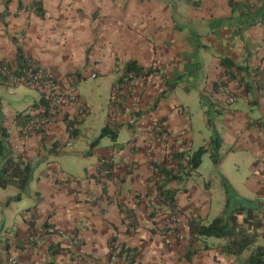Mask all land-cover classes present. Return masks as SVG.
I'll use <instances>...</instances> for the list:
<instances>
[{"label": "crops", "instance_id": "1", "mask_svg": "<svg viewBox=\"0 0 264 264\" xmlns=\"http://www.w3.org/2000/svg\"><path fill=\"white\" fill-rule=\"evenodd\" d=\"M196 1L192 5L185 0H0V65L17 68L20 47L31 62L59 79L82 82L93 74L102 75L100 96L108 104L104 128L117 132V139L111 138L109 144L102 145L100 137L92 147L87 142L84 149L67 154L74 139L87 133L86 124L94 108L90 96L78 89L89 109L83 120L77 106L68 107L46 129L28 135L23 127L27 116L37 117L43 111L41 96L22 86L9 93H21L19 98L7 100L3 90L10 91L0 77V154L3 146L4 157L46 166L43 175L34 176L27 187L24 202L21 197L24 205L16 211V221L10 217L7 235L1 232L0 262L15 254L18 264H102L110 243L117 241L136 250L134 264L233 263L234 259L218 247L225 240L213 238L207 240L212 249L203 251L197 244L200 253L186 259L189 222H211L210 184L201 173L210 152L187 180L169 183L168 188L177 191V212H169L153 192L152 162L163 163L165 152L209 148L211 138H205L209 119L223 114L220 123L228 126L224 129L225 142L231 151L250 149L259 158L252 165V174L256 193L264 199V26L242 34L227 24L214 30L212 22L231 16L229 0ZM37 2L42 5L44 18L36 14ZM199 43L203 47H198ZM225 56L260 73L250 77L249 89L232 85L233 104L221 90L226 73L220 57ZM131 61L158 72L145 86L132 90L123 115L112 123V91ZM184 73L186 81L153 111L165 89L163 76L172 79ZM178 88L188 95L196 92L200 99L202 116L196 120V127L190 105L177 95ZM240 100L244 103L238 104ZM156 122L164 124L166 137L155 138ZM69 123L74 124L72 129ZM200 123L202 128L198 129ZM124 128L130 138L121 143ZM65 154L76 160V169H65L58 162L57 158ZM103 159L111 162L114 173V179L106 182L99 181ZM221 162L216 168H221ZM122 207L134 214H126ZM257 207L264 214V200ZM12 209L6 205V198L0 199L5 218ZM171 214L179 221L175 228ZM76 239L83 255L76 254ZM129 262V258L119 257L118 264Z\"/></svg>", "mask_w": 264, "mask_h": 264}, {"label": "trees", "instance_id": "2", "mask_svg": "<svg viewBox=\"0 0 264 264\" xmlns=\"http://www.w3.org/2000/svg\"><path fill=\"white\" fill-rule=\"evenodd\" d=\"M36 14L44 18V11L40 2L35 5ZM229 6L231 9V16L224 20L214 21L211 24V28L218 31V28L224 25H231L236 27L237 34H242L252 27L259 25L264 26V0H260L258 3L252 0L236 1L229 0ZM198 47H203L199 43ZM17 68H13L10 65H0V69L4 66L21 72L28 68L31 63L30 58L26 57L22 48L17 49L16 54ZM220 65L225 70L226 76L232 79H238L241 86L250 88V77H256L260 73L258 70H250L247 67L236 64L230 57H220ZM158 72L157 69L144 68L136 61L127 63L122 69V75L118 83L124 81V77L128 73H135L136 76H141L146 79V82L150 80L152 75ZM190 72H188L189 74ZM186 74H177L174 78L164 77L165 89L158 96L152 110H156L159 103L169 93L174 91L181 83L186 81ZM1 79L2 76L0 74ZM82 80V79H81ZM3 81L6 84L5 79ZM80 81V80H78ZM216 85V89H217ZM43 107V111L37 117L27 116L28 122L33 119L41 118L48 115V111L45 108L48 106L43 100L40 102ZM74 124H68V128L72 129ZM167 133V131L165 130ZM104 136H110L114 141L117 139V132L110 127L103 129L101 138ZM221 148V139L216 133L213 134L211 144L209 148H200L195 152L186 150L179 153H173L174 167H167V159H164L162 165L159 166V175L164 176L165 179L162 184L157 183L159 193L160 204L166 207L169 212H177L178 205L176 203L177 191L168 188L169 183L173 181L187 180L202 164V160L205 154L211 153V157L215 165L220 163L218 151ZM2 162L0 163V187L7 188L8 186H15L21 191H26L27 187L33 178L34 165L26 163L20 158L4 157V147L1 148ZM105 167L112 168V164H106ZM102 176L99 177V181H102ZM126 214H134L131 210L121 208ZM174 215V214H172ZM176 216V215H174ZM190 229V245L187 250L186 259L191 260L194 256H197L201 250L207 251L212 249L207 243L208 239H220L225 240V243L219 245L221 252L226 256L232 257V264H264V214L261 210L255 209V207H248L244 204L231 206V199H229L226 210L211 222L204 224L202 220H194L189 222ZM197 244H201L202 249L196 248ZM56 252H59L57 250ZM121 257L130 259V264H134L137 252L134 249L121 247ZM53 264V263H50Z\"/></svg>", "mask_w": 264, "mask_h": 264}, {"label": "rangeland", "instance_id": "3", "mask_svg": "<svg viewBox=\"0 0 264 264\" xmlns=\"http://www.w3.org/2000/svg\"><path fill=\"white\" fill-rule=\"evenodd\" d=\"M185 1L192 5H195L197 3L196 0ZM103 82L104 77L102 75H99L95 79L89 77L85 81L76 83L81 93L90 96L94 108L92 112L91 121L89 118L86 124V127L88 129L87 133H85L83 136L74 139V142L72 143L73 146L71 148L67 147L68 149H66L67 154L70 151L73 152L74 150L84 149L87 146V142L89 143L88 147H92V144L101 137L103 128L105 126V120L107 118L108 110V104L106 100L100 96L101 92L99 91V85ZM9 93L10 92L3 90V94L6 97L5 99L7 100H12L16 97L19 98L21 94L19 93L17 96H14ZM102 94L104 96L103 90ZM177 95L180 99L186 100L190 105V114L193 120L195 119V125L196 120L200 119V117L202 116L200 99L197 93L195 92L188 95L187 93H184L181 88H178ZM243 103L244 102L242 100L238 102V104ZM222 119H224L223 114H220L217 119L214 118V115H212L209 119L210 125L207 128L205 136V138L209 140L210 138L212 139L213 134L216 133L221 139V148L218 151L220 161H222L220 164L221 168H216L212 157L208 156L205 157V161L201 168V173L205 176L207 182L210 184L208 195L211 197V221L216 217L220 216L226 210L229 199H231L232 207H236V205L238 206L241 204H244L248 207H257L259 205L261 206L264 200L260 198L258 193H256V182L253 179L254 176L252 174V165L259 158H257L255 156V153H252L250 149H239L235 152L231 151V146H228L227 142H225L224 129L227 130L228 126H225L223 124V121L221 125L220 121ZM197 128L201 129L202 124L200 123ZM81 131H84V127L81 128ZM129 138V131L124 128L120 133L121 143ZM110 142V136H104L101 139L102 145H105V143L109 144ZM67 154L58 157V162H60V164L65 169H76L78 167L76 160L68 156ZM44 171H46V166L40 165L39 163L34 165L33 178L34 176L40 174V172H42L43 175ZM24 194L25 191H18V189L15 187H0V199L6 198V205L13 208L12 212L6 213L7 218L3 216L4 212L0 211V235L1 232L3 233L2 235H7V230L10 229V225L12 223V221L10 220L11 216L13 217V220L16 221V211L24 205V203L20 202L21 197L23 198V202L26 200V196ZM174 215L171 214L169 218ZM176 219L178 224L179 221L177 216ZM5 225L6 227L4 228Z\"/></svg>", "mask_w": 264, "mask_h": 264}, {"label": "built area", "instance_id": "4", "mask_svg": "<svg viewBox=\"0 0 264 264\" xmlns=\"http://www.w3.org/2000/svg\"><path fill=\"white\" fill-rule=\"evenodd\" d=\"M0 74L3 79L6 81V85L11 94L19 87L26 86L37 91L41 100L45 102L48 108H45V111H48V115H45L38 119H33L29 121L24 127L23 132L25 134H33L40 132L48 127V125L54 121L57 114L68 107L77 106L79 112V119L83 120L89 113L87 105L80 99L78 88L76 83L79 82L76 78H70L62 80L57 78L51 71L41 68L36 62H31L28 68L22 70L21 72H16V70L4 66L0 69ZM91 78H97L96 74H93ZM264 81V78H262ZM146 79L141 76H136L135 73H128L124 77V81L120 84L118 83L113 91L110 102V113L112 117V123L119 120L123 115L125 109V100L131 95L132 90L137 86H145ZM232 85L236 87L241 86L238 79H232L229 76H226L221 83V90L225 95L227 101L230 104L235 103V95L232 89ZM154 136L156 139L161 137H166L167 133L165 132L166 127L161 122H156L154 124ZM164 159H167V167L173 168V154L170 152H165ZM101 171L100 177L102 176V182L106 180L114 179L113 168L105 167L106 164H110V161L103 159L100 162ZM152 172L154 178V195L156 196L158 202L159 193L157 183H161L165 177L159 175V166L162 163L157 161L152 162ZM170 221L173 227H177L176 216H171ZM76 245V254L83 255L84 250L79 244V240L76 239L73 241ZM121 251V244L117 241H112L109 246L108 256L102 264H118L119 263V254ZM0 264H18V256L12 254L8 256L5 260L1 261Z\"/></svg>", "mask_w": 264, "mask_h": 264}, {"label": "bare ground", "instance_id": "5", "mask_svg": "<svg viewBox=\"0 0 264 264\" xmlns=\"http://www.w3.org/2000/svg\"><path fill=\"white\" fill-rule=\"evenodd\" d=\"M122 247V246H121ZM119 257H120V254H119ZM18 262H19V260H18Z\"/></svg>", "mask_w": 264, "mask_h": 264}]
</instances>
